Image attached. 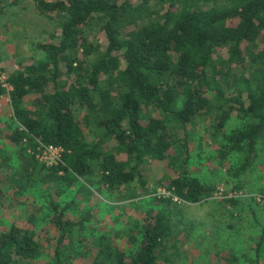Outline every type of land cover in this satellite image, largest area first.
Here are the masks:
<instances>
[{
	"label": "trees",
	"instance_id": "1",
	"mask_svg": "<svg viewBox=\"0 0 264 264\" xmlns=\"http://www.w3.org/2000/svg\"><path fill=\"white\" fill-rule=\"evenodd\" d=\"M26 1L58 22V37L38 46L40 60L21 64L4 79L14 116L7 139L19 156L16 189L46 170L51 176L95 175L97 184L116 192L136 184L146 193L152 161L165 172L157 188L192 204L207 200L215 187L188 172L187 126L216 112L212 136L224 141V156L241 158L236 173L253 164L264 142V0H158L162 14L130 29L131 0L8 5ZM92 15L102 22L104 46L84 35ZM233 116L243 125L228 134ZM28 147L56 148L60 159L47 166L34 155L23 156ZM50 204L58 232L51 256H43L32 232L11 226L0 232V264H65L66 246H85L89 238V264H160L167 249L168 213L148 216L130 246L120 250L108 235L86 232L85 221L65 219L67 207Z\"/></svg>",
	"mask_w": 264,
	"mask_h": 264
},
{
	"label": "rangeland",
	"instance_id": "2",
	"mask_svg": "<svg viewBox=\"0 0 264 264\" xmlns=\"http://www.w3.org/2000/svg\"><path fill=\"white\" fill-rule=\"evenodd\" d=\"M115 1L120 4L124 0ZM8 4L9 0H0V80L21 64L40 60L43 54L38 46L55 42L58 37V22L40 15L33 2L26 1L15 7ZM129 4L131 13L126 17L129 29L147 25L164 11L158 0L145 3L131 0ZM101 28L99 16H90L84 27L88 42L105 45ZM105 86L103 82L99 89ZM3 89L0 96V232L11 226L30 231L42 246L43 256L50 257L58 236L50 213V203H55L67 207L65 219L85 221L86 232L108 235L118 249L124 250L139 234L138 228L145 219L160 212L171 215V235L160 264H264V142L259 143L253 164L238 174L241 158L224 156V141L212 136L217 112L188 125V172L199 182L215 187L213 195L199 203L172 198L169 192L157 188V178L165 172L160 163L152 161L145 175L146 193L136 184L131 185V190L122 187L116 192L97 184L95 175L79 177L58 173L51 176L46 170L36 173L29 186L18 190L14 184L19 156L17 148L7 139L14 116L9 88ZM28 103L25 101L26 106ZM241 125L243 122L233 116L228 123V134ZM107 145L112 146L113 142ZM28 155L39 156V149L28 147L23 156ZM167 198H172L171 204L163 202ZM260 238L261 257L256 261L255 247ZM89 241L90 238L84 241L85 246L68 244L64 263L89 264L92 253Z\"/></svg>",
	"mask_w": 264,
	"mask_h": 264
},
{
	"label": "built area",
	"instance_id": "3",
	"mask_svg": "<svg viewBox=\"0 0 264 264\" xmlns=\"http://www.w3.org/2000/svg\"><path fill=\"white\" fill-rule=\"evenodd\" d=\"M2 87H7L4 80H0ZM37 158L46 165L56 164L60 159V151L56 148L46 147L40 149V155Z\"/></svg>",
	"mask_w": 264,
	"mask_h": 264
}]
</instances>
